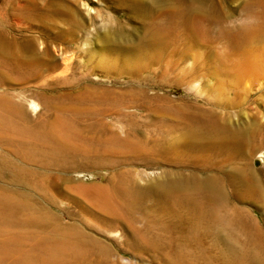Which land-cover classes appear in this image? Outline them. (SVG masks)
<instances>
[{"label": "rangeland", "instance_id": "rangeland-1", "mask_svg": "<svg viewBox=\"0 0 264 264\" xmlns=\"http://www.w3.org/2000/svg\"><path fill=\"white\" fill-rule=\"evenodd\" d=\"M18 2L27 0H0V33L6 42L33 33L11 22V7ZM38 3L46 6V0ZM151 3L153 0H96L89 4L92 9L100 10L101 16H93L92 23L86 22L89 45H84V31L70 49L77 82L92 89V98L104 91L108 92L107 98L130 91L127 97L143 103L147 113L136 118L126 116L125 120L142 125L138 133L150 140L153 134V138L160 135V139L169 141L191 119L201 123L212 117L232 133L243 134L244 145L229 153L210 144L200 150L186 151L178 163L123 164L122 167L140 174V185L162 180L160 172L168 168L183 174L217 178L227 206L215 209L232 224L228 226L224 222L216 229L212 218L204 217L198 238L193 241L174 233L175 229H182L186 234L188 221L184 212L179 209L166 212L158 204L140 210L135 226L122 222L124 216L130 220L128 214L110 193V178L117 173L97 163L100 148L94 140L100 133L93 127L92 116L81 114L75 133L63 137H67L71 148L56 147L57 152L52 153L54 162L43 159L28 162L30 168L24 171L25 182L1 183L0 192H9L23 204L14 212V221L7 220L0 225L3 230L0 231V264H75L67 262L74 256L72 253L77 258L86 257L84 260L91 264H189L191 261L190 264H250L249 253L264 251L260 249L261 245L264 247V0H193L191 3L200 11L193 13L190 26L171 14V7H155ZM80 10L87 19L89 14L82 6ZM152 25L164 31L156 44L144 38ZM254 30L255 36L242 46L241 36ZM104 36L113 37V41L104 42ZM91 47L95 53L89 55L87 51ZM99 48L104 49L105 65L96 53ZM128 53L137 54V60L131 65L124 63V55ZM3 60L0 57V71L5 72ZM1 86L0 95L11 92L9 88L14 85ZM27 111L28 123L35 125L40 107L32 111L28 106ZM185 143L186 140L181 145ZM46 145L51 149V143ZM256 147L258 150L250 160L242 156L243 151ZM0 149V155L10 153L21 164L17 150L3 142ZM258 156L263 158L260 163L256 162ZM236 167H247L255 173V190L246 192L240 182L230 179ZM192 192L199 202L207 195L197 189ZM137 231L148 232L147 236L157 241V246L144 247L145 244L135 239ZM223 239L246 251L247 257L234 262L228 245L227 249L224 245L229 241ZM257 239L261 241L260 246L255 244ZM179 251L186 259L172 256Z\"/></svg>", "mask_w": 264, "mask_h": 264}, {"label": "bare ground", "instance_id": "bare-ground-1", "mask_svg": "<svg viewBox=\"0 0 264 264\" xmlns=\"http://www.w3.org/2000/svg\"><path fill=\"white\" fill-rule=\"evenodd\" d=\"M192 1L187 0V2L182 3L180 0H153L151 4H154L155 7H171L173 10L171 14L175 15L184 24L190 26L193 13L200 11L199 8L191 3ZM94 2L96 0H46V6H43L38 3V0H27V2H18L12 5L10 11L11 22L18 27L24 26L23 28L33 33L24 37H13L8 42L4 40L3 35L0 33V57L4 59V67L7 70L5 72L0 71V89L2 88L1 85H7V83L14 85L9 88L12 89L11 92L0 95V143H7L12 150L18 151L20 154L19 159L21 156V164L18 165L9 156L11 155L10 153L9 155H0V185L5 182L12 185L18 182H25L26 174L24 175V171L27 172V168H30L27 167L28 162H40V159L48 163L54 162L52 153L57 152L56 147H59V149L61 147L62 149L66 146L69 147L68 144L70 143L66 141L67 137H63L65 135L68 137L73 135L81 114H88L94 120L92 122L93 127L100 133L96 134V138L92 135V139L93 137L95 138L94 141L100 148L97 163L109 166L117 173L116 177L112 176L114 178H110L112 185L110 191L111 197L112 199L116 198L119 200V203L121 202L122 209L128 214L127 216L130 219L128 221L125 216L122 217L120 215L118 218L122 217L125 221L121 219L119 221L135 226L140 210L149 208L153 204H158L160 206L159 209L163 211L179 209L184 212L188 221L186 234L182 229H175L174 233L182 237L185 235L193 241H196L198 238L200 222L204 217H211L214 226L216 225L214 227L216 229L223 226L224 222L228 226L229 224L231 225L232 222L228 218L223 219V217L219 216L215 209L227 206L226 195L217 178L213 176L199 177L196 174H183L178 170L168 168L160 172L163 173L164 178L162 180L154 179L147 184L140 185L138 182L139 177L141 178L140 174H136L137 172L133 173L131 169L125 170L122 168L123 164L139 165L141 163L143 165H151L158 162L178 163L183 160V155L186 151L192 149L200 150L210 144L229 153L232 150L238 149L241 144L244 145L246 138L243 134L232 133L227 127L222 125V122L220 123L216 118L212 117L206 119V122L201 121V123L200 121L191 119L185 125L182 132L169 141H163V139H160V135L153 138L152 134V143L150 139L138 133L142 125H136L137 123L134 124V121L125 120L126 116L133 115L136 118L146 116L147 113L143 103H138L132 98L127 97L130 91L118 92L119 95H117L121 96L119 98L118 96L114 98L110 96L113 99L107 98L108 92L106 93V91L99 95H94V98H92V89L78 84V76L74 72L75 68L69 54L71 47L76 42L78 43V39L84 31L86 34L84 45L87 46L90 43L87 40L86 22L92 23L93 16H101L100 10L90 7L89 4ZM80 6L89 14L87 19L80 10ZM163 33L162 29L152 25L148 28L144 38L156 44ZM256 33L257 31L255 30L244 33L241 36L240 44L246 46ZM103 38L104 42H109V39H113V37L109 38L107 36ZM103 50L101 48L96 50V53H99L98 58H100V63H104L107 60L104 61L105 53ZM93 51L91 47L87 53L92 55V53H95ZM247 52L248 50L245 48L243 52L246 53L245 56ZM124 57L125 62H123L127 65H131L137 60L136 53H128ZM87 63L86 68L88 70L91 63L90 59ZM60 69L61 72H58ZM64 85L66 86L64 87ZM93 99L94 101H92ZM85 103L89 106H83ZM28 106L32 111L40 107L38 113L39 120L35 125L28 123ZM77 139L79 140L80 138ZM184 140H186V143L182 146L181 143ZM47 143L52 144L51 149H49L50 145H46ZM156 144H158V150L154 148ZM257 150L258 148L256 147L249 151L245 150L241 154L245 159L250 160L252 154ZM262 160L261 156L256 158L257 163H260ZM30 171L33 170L30 169ZM41 172L39 173L41 174ZM43 174L47 175L45 171ZM230 174V179L238 184L240 182L246 192H251L257 187L255 173L247 167H236ZM35 176H37L36 173ZM193 189H197L207 195L199 202L192 192ZM8 193L3 194L0 192V225L7 220L14 221V212L23 204L21 203L22 201L15 200ZM120 211L117 210V212ZM150 229L152 230L153 228ZM153 230L156 231L155 229ZM230 230L232 228L226 231L230 232ZM147 231L151 232L150 230ZM147 233L137 231L135 239L145 244L144 247L146 245L156 247L157 241L147 236ZM232 239L234 240V238ZM260 239L263 240V238ZM230 240L228 241L231 242ZM138 241L137 244L139 243ZM228 243L223 244L225 248L228 245V249H226L228 253L230 250V257L234 262L240 261L245 256L247 257L246 251L238 249L232 242L231 244ZM255 244L260 246L261 241L257 239ZM260 247V249L264 250L263 245ZM61 251L64 252L63 249ZM89 251L92 250L90 249ZM180 252L182 251L172 256L178 260L186 259V255ZM228 253L225 255L228 256ZM67 254L69 253L67 252ZM72 254L74 256L69 257L70 259L67 262L73 261L75 264H91L84 260L86 257L81 259L77 258L75 253ZM263 254L264 251L254 254L252 252L249 253L248 256L252 260L250 264H264ZM225 255L224 257H226ZM59 259H61V256ZM55 260L59 262L56 256ZM61 262L64 263L65 260Z\"/></svg>", "mask_w": 264, "mask_h": 264}]
</instances>
